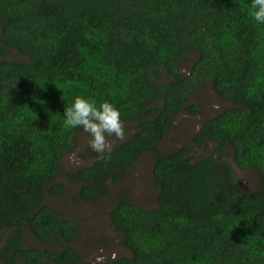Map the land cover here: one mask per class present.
Returning <instances> with one entry per match:
<instances>
[{"label": "trees", "instance_id": "1", "mask_svg": "<svg viewBox=\"0 0 264 264\" xmlns=\"http://www.w3.org/2000/svg\"><path fill=\"white\" fill-rule=\"evenodd\" d=\"M250 4L0 0V264H87L74 247L79 222L44 203L67 193L62 160L83 131L63 115L81 95L113 103L138 129L67 174L80 202L110 195L108 182L156 153L158 206L116 196L108 215L130 255L106 264H264V25ZM12 51L30 60L1 59ZM209 84L231 103L193 136L199 148L217 144L213 154H159L181 113L202 114L191 100ZM227 146L239 169L259 173L258 190H242ZM25 231L54 247H25Z\"/></svg>", "mask_w": 264, "mask_h": 264}, {"label": "rangeland", "instance_id": "2", "mask_svg": "<svg viewBox=\"0 0 264 264\" xmlns=\"http://www.w3.org/2000/svg\"><path fill=\"white\" fill-rule=\"evenodd\" d=\"M15 61H29L28 57L12 51L6 58ZM186 66H183V72ZM170 77L163 75L161 82L165 83ZM192 102H196L203 108L199 116H191L181 113L177 119L176 126L172 129L159 146V154L168 153L186 146L189 156L193 161H198L203 157L213 154L217 147L215 143H207L203 148L196 146L192 140L194 134L202 127L203 123L216 115L231 103L223 100L213 90L212 86L206 85L200 88L199 92L193 96ZM126 135L123 140L109 137L111 149L123 143L131 137L138 129L133 122H123ZM90 137L79 132L76 135V149L68 153L62 160V173L59 181L67 186V193L63 196L55 197L50 193H45L44 203L52 208L58 209L67 218L79 222L81 239L75 243L74 247L87 264H106L108 259L119 256H129L130 251L123 245L122 236L118 233L108 215L110 208L115 202L118 194L126 196L129 202L152 209L158 206L159 188L156 187L153 177V166L156 153L150 152L143 155L138 163L129 169L125 177L118 183L108 182L107 190L110 195L100 194L93 202L79 201V185L68 180L67 174L76 171L84 166L91 165L97 158V154L89 147ZM224 158L236 169L241 188L244 191H256L259 189L260 175L251 170H241L233 160L232 147L224 149ZM25 247H54L38 241L32 233L25 231ZM60 248V247H55Z\"/></svg>", "mask_w": 264, "mask_h": 264}, {"label": "clouds", "instance_id": "3", "mask_svg": "<svg viewBox=\"0 0 264 264\" xmlns=\"http://www.w3.org/2000/svg\"><path fill=\"white\" fill-rule=\"evenodd\" d=\"M251 19L257 25H264V0H251ZM64 127L81 129L89 137V147L99 159H106L105 153L111 151L109 137L123 140L126 129L119 109L111 102L97 103L91 97L76 96L63 115ZM110 158V157H107Z\"/></svg>", "mask_w": 264, "mask_h": 264}]
</instances>
